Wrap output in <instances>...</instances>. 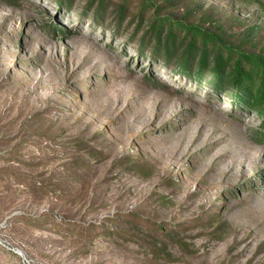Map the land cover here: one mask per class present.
<instances>
[{
  "label": "rangeland",
  "instance_id": "rangeland-1",
  "mask_svg": "<svg viewBox=\"0 0 264 264\" xmlns=\"http://www.w3.org/2000/svg\"><path fill=\"white\" fill-rule=\"evenodd\" d=\"M262 5L0 0V264H264V111L150 54Z\"/></svg>",
  "mask_w": 264,
  "mask_h": 264
},
{
  "label": "trees",
  "instance_id": "trees-1",
  "mask_svg": "<svg viewBox=\"0 0 264 264\" xmlns=\"http://www.w3.org/2000/svg\"><path fill=\"white\" fill-rule=\"evenodd\" d=\"M154 25L158 35L150 50L153 58L190 78H211L219 89H230L255 111H264V50L240 49L221 33L196 24H182L181 38L172 24L168 29ZM138 48L145 50L142 41Z\"/></svg>",
  "mask_w": 264,
  "mask_h": 264
}]
</instances>
